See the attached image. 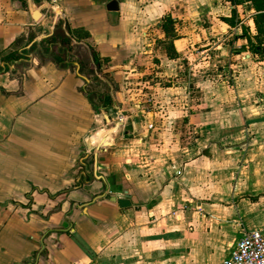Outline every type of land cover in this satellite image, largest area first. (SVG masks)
<instances>
[{"label":"crops","instance_id":"crops-1","mask_svg":"<svg viewBox=\"0 0 264 264\" xmlns=\"http://www.w3.org/2000/svg\"><path fill=\"white\" fill-rule=\"evenodd\" d=\"M0 72V264H222L264 232V0H0ZM122 115L98 175L132 207H78Z\"/></svg>","mask_w":264,"mask_h":264},{"label":"water","instance_id":"water-1","mask_svg":"<svg viewBox=\"0 0 264 264\" xmlns=\"http://www.w3.org/2000/svg\"><path fill=\"white\" fill-rule=\"evenodd\" d=\"M108 11L110 12H118L119 11V5L116 1H112L108 7ZM59 10V5H54L52 8V15L50 17L45 18L42 11L39 10V8L36 5H32L31 7V17L36 23L43 24L47 30L49 31L48 35L40 39L39 43H42L43 41L49 40L53 34L54 31L51 28V25H53L56 21L57 17V11ZM40 46V45H39ZM40 51L44 52L43 48L39 47ZM22 63V61H16L13 64H19ZM3 71H6V64H3ZM14 70V67L11 68ZM2 73L0 72V75ZM127 123V122H126ZM129 133V128L126 126V124L122 121H118L115 123H111L109 121V124L106 128H101L96 131L91 132L87 135L85 138V145L87 149V155L86 158L81 162L82 166L84 167V170L81 172L79 182L81 179L85 181V183H91L94 180L103 181V183H106V191L104 194L100 196H96L93 201L86 203L84 205H79L78 207L86 208L90 205H92L97 200L103 199L108 197L112 202H115L118 204V206L121 209H128L132 207V203L128 197V195H122V194H111L109 193V186L105 180L104 177L98 175V155L101 151L112 149L116 147L117 141L120 140L124 135H127ZM93 157V169L91 170L87 164H85V161Z\"/></svg>","mask_w":264,"mask_h":264},{"label":"built area","instance_id":"built-area-1","mask_svg":"<svg viewBox=\"0 0 264 264\" xmlns=\"http://www.w3.org/2000/svg\"><path fill=\"white\" fill-rule=\"evenodd\" d=\"M56 1L52 0V3ZM119 121L125 123L126 117L120 116ZM222 264H264V232L256 230L245 234Z\"/></svg>","mask_w":264,"mask_h":264},{"label":"rangeland","instance_id":"rangeland-1","mask_svg":"<svg viewBox=\"0 0 264 264\" xmlns=\"http://www.w3.org/2000/svg\"><path fill=\"white\" fill-rule=\"evenodd\" d=\"M235 82H233L232 84H231V86L233 87V89H236L235 88V86H236V83L234 84ZM246 83V85H245V88H246V91H248V86H250V88L252 87L251 85H248L249 83H248V81L247 82H245ZM239 86V85H238ZM249 97V96H248ZM247 97V98H248ZM247 98H245V99H247ZM252 100H253V98L252 97H249L248 98V100H247V102H252ZM254 103V102H253Z\"/></svg>","mask_w":264,"mask_h":264},{"label":"trees","instance_id":"trees-1","mask_svg":"<svg viewBox=\"0 0 264 264\" xmlns=\"http://www.w3.org/2000/svg\"><path fill=\"white\" fill-rule=\"evenodd\" d=\"M263 48L261 46H259V49L258 47L255 48L254 52H260Z\"/></svg>","mask_w":264,"mask_h":264}]
</instances>
